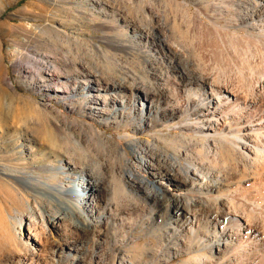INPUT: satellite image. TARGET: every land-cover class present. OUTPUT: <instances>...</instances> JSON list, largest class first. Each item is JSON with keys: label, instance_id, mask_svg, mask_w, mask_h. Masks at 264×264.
<instances>
[{"label": "rangeland", "instance_id": "374dc122", "mask_svg": "<svg viewBox=\"0 0 264 264\" xmlns=\"http://www.w3.org/2000/svg\"><path fill=\"white\" fill-rule=\"evenodd\" d=\"M259 4V0H0V264H189V258L205 252L189 247L175 253V245L165 239L170 230L156 223V213L149 218L143 211L123 214L130 222L137 220L124 222V230L117 225L120 221L109 228L103 225L85 245H74L72 225L64 219L65 205L50 194L31 192L22 179L36 177L59 185L69 174L78 182L97 177L108 185L106 198L114 207L115 190L129 191L137 182L128 170L159 185L160 179L141 167L135 153L159 149L171 155L166 142L194 133L164 119L147 126L135 112L134 118L124 116L127 107L123 114H110L112 98H120L112 81L134 73L154 84L147 64L158 52L162 33L185 53L183 60L191 72L215 81L244 73L246 79L252 76L257 81L264 74V27L255 20L242 23V18ZM214 21L229 26L237 39L220 40L219 34L227 33H217ZM113 27L120 29L125 44L119 49L111 39ZM142 28L148 38L140 37ZM134 34L137 38L132 40ZM132 44L134 51L127 47ZM87 67L108 82L102 83L108 86L102 94L110 96L105 109L88 92L69 96L71 89L90 81L84 75ZM171 94L169 104L185 102L177 90ZM136 102L141 106L139 99ZM121 148L127 149L126 155H119ZM85 186L88 191L80 201L84 215L92 220L93 212L85 206L93 204L91 190ZM250 200L241 210H247L252 220L264 219V208H256L260 202ZM31 219L41 230H58L55 242L41 256L28 249ZM70 247L84 248L77 254L79 261L73 260L75 251L68 254ZM120 251L128 255L125 263Z\"/></svg>", "mask_w": 264, "mask_h": 264}, {"label": "bare ground", "instance_id": "6f19581e", "mask_svg": "<svg viewBox=\"0 0 264 264\" xmlns=\"http://www.w3.org/2000/svg\"><path fill=\"white\" fill-rule=\"evenodd\" d=\"M259 1L258 6L248 10L242 23L247 19L255 20L264 27V0ZM214 29L217 33H227L219 34L220 40L227 39L226 36L229 39L238 37L236 32L231 33L229 26L215 21ZM148 34L145 28L140 30V37L148 38ZM111 35L118 49L125 45L118 27H113ZM161 37L157 54L151 55L152 59L147 64L155 83L134 73L115 78L113 88L120 98H112L113 109L110 111V114L117 116L123 114L127 107L129 110L124 116L134 118L135 112L139 121L146 122L147 126L155 123L154 119H164L171 126L193 131L191 137L183 134L179 140L173 138L166 142L172 150L171 155L159 149L146 150L145 155L139 151L135 153L141 167L148 169L153 179H160L159 185H150L156 181L145 182L144 178L128 170L137 182L130 185L129 191L126 188L115 190L117 202L114 207L113 201L106 198L108 185L97 177L78 182L76 176L69 174L59 185L36 177L22 181L31 192L50 194L65 205L67 215L64 219L72 225L70 235L75 239L71 242L74 245L78 242L85 245L90 235H95L103 225L109 228L120 221L117 225L124 230V222L135 224L137 220L130 222L123 214L143 211L147 212L145 215L149 218L156 213V223L170 230L165 234V239L175 245L172 246L175 253L189 247L195 252L201 249L205 251L203 254L197 253L192 261L189 258V264H264V219L258 220V217L252 220L250 214H246L249 213L246 209L244 212L241 210L249 199L260 202L256 208H264V74L257 81L252 76L246 79L244 73H241L242 77L236 75L238 77L228 80L208 79L187 68L183 60L185 53L170 42L167 34L162 33ZM135 38L136 34L132 40ZM261 38L264 40V31ZM127 47L135 50L134 44ZM92 70L84 74L90 81L85 86L71 89L69 96L87 95L88 92L90 99L96 104L103 103L105 109L110 96L102 94L108 89V86L102 87V83L108 82L102 74ZM175 90L177 95L185 96L183 104H169L174 97L171 93ZM138 99L141 106L136 102ZM192 115L195 118H190ZM181 116H184V120L175 121ZM126 154L127 149L121 148L119 155ZM47 169L52 170L51 167ZM165 182L167 187L164 186ZM86 184L91 190L93 204L87 202L85 206L93 212L92 220L84 215L85 208L80 201L82 193L88 191ZM171 186L180 192H174ZM139 192H143V195H139ZM27 229V239L32 245L28 249L40 256L55 242L58 233L57 229L41 230L33 219L29 221ZM178 239L182 242L177 243ZM81 249L70 247L68 254L71 250L75 251L73 260L79 261L77 254ZM120 254L122 263H125L128 255L124 251H120Z\"/></svg>", "mask_w": 264, "mask_h": 264}]
</instances>
